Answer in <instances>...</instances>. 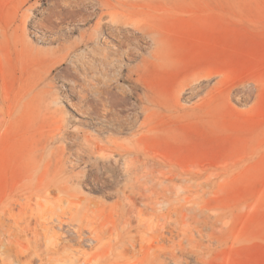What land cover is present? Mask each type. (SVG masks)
<instances>
[{
  "label": "rangeland",
  "instance_id": "374dc122",
  "mask_svg": "<svg viewBox=\"0 0 264 264\" xmlns=\"http://www.w3.org/2000/svg\"><path fill=\"white\" fill-rule=\"evenodd\" d=\"M53 8L83 25L42 42ZM96 25L121 75L50 70ZM0 26V264H264V0H0Z\"/></svg>",
  "mask_w": 264,
  "mask_h": 264
},
{
  "label": "bare ground",
  "instance_id": "6f19581e",
  "mask_svg": "<svg viewBox=\"0 0 264 264\" xmlns=\"http://www.w3.org/2000/svg\"><path fill=\"white\" fill-rule=\"evenodd\" d=\"M74 1V0H73ZM72 2V1H71ZM70 2V3H71ZM77 2V1H76ZM84 2V1H83ZM77 3H80L79 1ZM69 5V3H68ZM79 6V5H77ZM72 7V6H71ZM70 10V9H69ZM52 12V16H48L50 17V19L52 18L54 20V22H51L49 24L47 23H44L43 19H38L36 20L35 24H37L38 27H40L39 31L35 34L38 39L40 41H48V40H51V41H57L60 39V35H64V31H65V34H74L76 33L78 30V28L80 26H82L83 24L81 25H64V23H66L65 21L69 18H67L66 15H64L63 13H61L62 11H58V8H53L51 10ZM50 12V13H51ZM94 12V11H93ZM66 13V12H65ZM74 15V14H73ZM81 15V13H80ZM78 15V17L80 16ZM85 15V14H83ZM46 16V17H47ZM82 16V15H81ZM93 16L95 17V14H91L89 15L88 17H86L85 19L81 18L80 17V23H91L93 21ZM47 17V18H48ZM72 17V16H71ZM75 17V16H73ZM28 14L24 15V20H23V23L22 25H24V27H26L27 25V21H28ZM73 20V19H72ZM68 21V20H67ZM75 21V20H74ZM83 21V22H81ZM84 23V24H85ZM68 24V23H66ZM65 27V28H63ZM99 28H100V25H96V28L94 29V31H92L91 33H82L80 34V38L79 40H75L74 42L70 43L68 46H66L64 49H62L60 52L61 54L54 57L52 60H51V63H50V70H53L56 68V66L58 65H61L65 62H68L69 61V64L71 65V67L73 68V71L77 70L78 68L80 69H84V67H86L88 65V60L87 59H90L89 57L93 54H100L102 56H104L106 59L104 60V62H102V64L99 62V65L101 64L102 67L104 68L103 70L106 71V68L109 70H112V67L115 65L114 62H117V63H120V65L118 66V69H117V75H121L122 73V70H123V66L121 65V61H122V54H118L116 55V57H111L109 55H107L104 51L105 49L102 47V45L100 44V34L98 33L99 32ZM66 29V30H64ZM25 30V28H24ZM44 30L46 32H50L52 33L51 35H48L46 32H44ZM40 34V35H39ZM145 35H148V34H145ZM14 41V38H13V32L11 31V29H7V28H3L0 26V54L1 52L8 46L10 45L12 42ZM91 44H94L93 47H91ZM112 54V53H111ZM138 51L137 50H134V49H131V48H126L125 52H124V57L129 59V60H134L137 55H138ZM97 59V58H96ZM145 61V60H144ZM91 62V61H89ZM93 63V62H92ZM95 64H98L97 60L95 62ZM88 67V66H87ZM100 68V67H99ZM78 69V70H79ZM108 70V72H109ZM105 75V73H103ZM111 74V73H110ZM113 74V73H112ZM116 75V77H117ZM119 78V77H118ZM99 80V79H98ZM114 81V80H113ZM110 84V83H109ZM197 89V88H196ZM124 92V91H123ZM100 100V99H99ZM105 102V101H104ZM115 103V102H114ZM119 104V103H118ZM95 107V106H94ZM127 107V106H126ZM98 111V110H97ZM129 111V110H128ZM112 112V111H111ZM93 113V112H92ZM94 114V113H93ZM99 114V113H98ZM122 114V112H121ZM97 115V114H96ZM111 115V114H110ZM98 116V119L101 120V121H104L105 120V117L104 116ZM126 117V116H125ZM136 121V120H135ZM128 124V123H127ZM98 145V144H97ZM126 150V149H125ZM128 151V150H127ZM130 152V151H128ZM100 154V153H99ZM136 161V160H135ZM134 161V162H135ZM125 162V161H124ZM131 162V161H130ZM126 163V162H125ZM137 165V164H136ZM132 167V166H131ZM126 168H127V165H126ZM130 170V169H129ZM131 171V170H130ZM127 172H128V169H127ZM132 172V171H131ZM50 185V184H49ZM38 189H41L42 188V185H40L39 187H37ZM129 201V200H128ZM130 204V203H129ZM18 222V221H16ZM59 229V228H58ZM154 248V247H153ZM38 252V251H37ZM43 253V252H42ZM41 253V254H42ZM37 254L35 253L34 256H36V258H38L39 262H43V260L45 258H43L42 256L45 254ZM13 257H15L16 261H18L19 263L21 264H29L30 262H33L32 261V256H31V253L27 251H17L14 253ZM30 258V259H29ZM24 259H28V262L27 260L24 261Z\"/></svg>",
  "mask_w": 264,
  "mask_h": 264
}]
</instances>
